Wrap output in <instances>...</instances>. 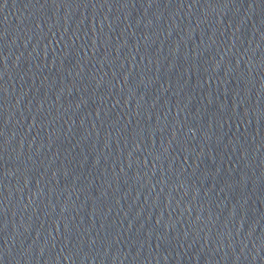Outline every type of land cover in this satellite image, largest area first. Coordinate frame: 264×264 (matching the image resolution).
Wrapping results in <instances>:
<instances>
[{
  "label": "water",
  "instance_id": "1",
  "mask_svg": "<svg viewBox=\"0 0 264 264\" xmlns=\"http://www.w3.org/2000/svg\"><path fill=\"white\" fill-rule=\"evenodd\" d=\"M0 264H264V0H0Z\"/></svg>",
  "mask_w": 264,
  "mask_h": 264
}]
</instances>
